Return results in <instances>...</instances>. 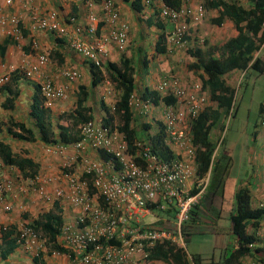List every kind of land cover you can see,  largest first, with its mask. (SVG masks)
Returning <instances> with one entry per match:
<instances>
[{
    "label": "built area",
    "instance_id": "obj_1",
    "mask_svg": "<svg viewBox=\"0 0 264 264\" xmlns=\"http://www.w3.org/2000/svg\"><path fill=\"white\" fill-rule=\"evenodd\" d=\"M89 1L88 6L92 7L95 0ZM144 1L154 6L164 21L174 24L165 40L167 45L185 49L188 43L203 44V38L191 35L190 31L205 16L203 0H185L178 9L169 7L163 0ZM14 2L29 12L31 29L51 32L55 38H65L75 53L94 65H101L108 42L115 43L119 49L126 45L130 27L113 0H99L100 11H90L87 25L77 23L73 15L62 19L57 11L42 12L34 0H3L6 6H12ZM20 21L21 16L17 13L0 15L3 33L16 44L25 37ZM39 46L31 37L29 48L37 50ZM50 50L38 53L33 63L22 59L21 66L27 78L41 79L43 106L48 110L54 108L57 99L70 94L73 83L80 77L79 71L70 68L58 70L57 75L67 80L61 85H55L52 79L43 76L42 69L53 64ZM8 79L9 76L0 75V86ZM180 79L174 74L161 79L155 88L161 95L169 94L175 99L173 104H161V116H156L158 121H155L156 130L163 133L161 142L172 152L171 157L161 158L141 139L128 144L124 132L118 128L117 118L108 126L84 122L79 139L73 143L45 145L46 154L59 155L60 162L43 164L35 180L27 185L37 184L32 191L46 204L59 201L64 223L57 241L58 245L67 246L71 252L49 250L42 233L27 227L32 219L23 222L22 229L15 225L22 240L20 246L30 251L35 248L31 251L33 256L45 249L52 254H61L69 264L143 263L148 260L149 251L160 242L173 244L186 252L183 227L189 221L193 208L200 205L209 180V172L202 177L197 174L198 147L190 124L208 104V97L200 82L184 86ZM129 105L145 118L154 106L135 93L131 95ZM222 136L223 133L217 140L215 151ZM100 149L113 158L103 160L98 154ZM88 150L96 155H88ZM6 167L18 172L17 180L29 181L15 167L0 161V195L14 190L12 180L3 177L2 168ZM51 169L52 177L47 173ZM85 175L91 176L87 178ZM49 182H55L52 191L47 190ZM90 184L93 193L90 192ZM19 188L25 191L24 186ZM2 207L11 210L13 204L6 202ZM165 211L170 215L164 214ZM255 234L258 244L250 243L249 247L260 248V256L250 257L245 264H264V228L263 231L256 230ZM190 261L193 262L191 258ZM42 264L46 261L43 260Z\"/></svg>",
    "mask_w": 264,
    "mask_h": 264
},
{
    "label": "trees",
    "instance_id": "obj_2",
    "mask_svg": "<svg viewBox=\"0 0 264 264\" xmlns=\"http://www.w3.org/2000/svg\"><path fill=\"white\" fill-rule=\"evenodd\" d=\"M136 12H140L143 8L141 0H126ZM185 0H163V2L171 8L178 9ZM204 5L207 10L214 11L215 16L210 18V23L221 25L225 21H231L236 29V34L230 37L223 44L218 45L210 43L209 40L205 41V49H196L187 44V53L192 62L188 64V68L194 71H201L199 76L202 79L203 87L207 88L210 97L216 102L213 108H206L199 112L191 122V132L193 134L194 143L198 149L196 151L197 174L202 177L207 172L212 171L213 159L218 160V165L215 171L223 161L228 158L223 152H214L216 145L212 139V131L219 125V120L222 115H226L230 111L234 98V88L228 85L225 77L233 70H249L253 69L257 73L264 72V61L259 55L260 47L264 43V0H204ZM150 25H155L159 30L164 29V21L158 19L156 12V19L151 17L149 19ZM22 33L26 36L24 29ZM57 45H68L65 38H55ZM13 43H15L12 40ZM134 42V40H133ZM139 42V41H137ZM136 42V43H137ZM151 43V44H150ZM148 43V50H143L141 42L136 46L135 52L130 46L127 38L126 45L123 49H119L113 42L106 44V52L102 55L101 65L97 66L93 63L84 60L83 63L88 64L89 71L92 75L91 88L107 81L112 82L114 100L111 104H106L102 99L100 111L101 116L96 119L90 101L93 91L86 89L85 85L78 86L75 101L72 109L63 112L59 115L57 123L55 124L50 117L49 110L43 106V99L40 92V83H35V97L30 106V115L34 123L28 125L21 121L10 119L8 133L12 137L24 141H40L46 144L66 143L70 144L79 139L80 127L84 122L91 121L92 123L108 126L117 118L118 128L123 131L128 144L132 143L134 139H141L146 141L154 152L161 158H168L172 156V152L168 150L162 140V132L160 130H152V121L145 120V116L135 112L129 105V100L132 94H136L138 89L139 76L138 65L147 66V62L151 59L148 54L157 55L165 54L170 49H175V46L165 44L164 33H160L154 41ZM119 51L115 60L106 59L107 53H111L109 47H115ZM139 46V47H138ZM147 49V48H146ZM177 49V48H176ZM169 54H167L168 56ZM154 58V57H153ZM59 59L55 57L54 62ZM53 62V65H54ZM71 69V68H70ZM19 69L10 74L9 79L16 76V79L25 78V73ZM173 73V72H171ZM170 73V74H171ZM168 75V74H167ZM62 82L59 81V76L56 77L55 85L64 84L67 80L61 77ZM107 78V79H106ZM0 86V91H6L7 97L5 99V106L13 103L17 93H12L8 88L10 80ZM45 80V79H43ZM146 86L138 93L144 100H150L155 104H173V97L169 94L161 95L154 87ZM11 91V92H10ZM70 96L66 98H59L57 101L69 100ZM12 106V105H11ZM264 111V102L260 105V112ZM97 120V121H96ZM99 122V123H98ZM141 127L142 132H140ZM34 128L36 130H34ZM16 129L18 131H16ZM130 146V145H129ZM130 148V147H129ZM98 154L103 160L113 158L110 153L105 150H99ZM0 157L3 162L8 166L15 167L22 175L28 179L27 183L35 180L38 175L40 164L34 161L31 157L25 155L21 156L12 152L9 146L0 142ZM214 172V171H213ZM212 174V173H211ZM210 174V179H211ZM91 175H85L90 178ZM209 184V183H208ZM37 184L30 185L31 191ZM90 192L93 193L94 189L91 184L89 185ZM195 192V191H193ZM234 212L230 215V225L228 229L232 232L235 241L232 244L230 251L225 253L222 257L223 264H245V257L253 255L260 250L257 246L250 248V243L258 244V237L255 231L260 226V221L264 218V205L253 206L251 202V194L247 187H239L234 193ZM198 205L191 211L189 221L184 225L185 240L190 234L194 233L193 221L196 219L198 212ZM164 214L170 215L168 211ZM25 218L27 216H24ZM198 218V217H197ZM64 223L62 216V208L59 201H54L49 205L45 211L41 212L36 218L32 219L27 227L37 233L41 232L45 243L50 250H56L61 253H70L71 250L67 246L58 245L57 237L60 233V228ZM252 226L254 230L248 232V227ZM20 232L15 225H9L1 228V241H0V256L5 258L10 255L20 245ZM48 250V252H49ZM227 251V249H226ZM47 252V253H48ZM228 254V255H227ZM195 264H200L198 257L191 255ZM148 259L162 260L167 264H189L186 259V253L175 245L160 242L149 251ZM45 261L44 253L38 252L32 258L33 264H42ZM263 260V259H262Z\"/></svg>",
    "mask_w": 264,
    "mask_h": 264
},
{
    "label": "crops",
    "instance_id": "obj_3",
    "mask_svg": "<svg viewBox=\"0 0 264 264\" xmlns=\"http://www.w3.org/2000/svg\"><path fill=\"white\" fill-rule=\"evenodd\" d=\"M113 1L116 4L117 8L119 9L122 19L125 20L128 23V25H130L131 32H129V35L127 38L129 40L130 46H132V49H134L136 52L137 47L136 45H133L134 43H136V41H134L133 43V40L135 39V37L137 39V37L141 35L146 36L145 34H143L145 32H148L146 27L150 29L152 28V26H150L149 19L153 17V14H151L153 13V9L150 5H146L145 7L141 9V12H136L135 10L132 9V7L130 6V3L126 0H113ZM34 2L40 11L42 12L57 11L62 16V19L63 18L66 19L68 16L73 15L76 17L77 23L81 25L88 24L87 17L89 16L90 11H93L94 13H98V11L100 10V6L99 4L96 3V1H94V5L92 7H89L88 6L90 2L89 0H34ZM14 13L15 14L17 13L19 16H21L20 26L22 29H24L26 36L23 38V40L19 44L13 43L12 39L9 36L5 35L3 33L2 27H0V75H7L10 77V74L13 71H17L21 69L22 59L29 63H33L38 53H42L44 50H47L48 48H50L51 49L50 58L57 57L59 59L58 61H60L61 63L59 64L58 62H54L55 60L52 59L51 63L54 62V65L52 64L47 67H44L42 69L43 76H46L47 78H50L54 80V82H56L57 72L60 68H71V69L79 71L80 73L79 79L77 80V82L74 83V93L78 92V86L80 85H85L86 89L88 90L92 89L91 88V83H92L91 82L92 81L91 72L89 71L88 64L83 63L84 59L81 58L80 55L75 53L66 44L57 45L55 41V36L53 33L48 32V31L45 32L42 30L31 29L29 12L27 10L22 9L17 2H14L12 6H6L4 5L3 0H0V15H3V14L11 15ZM143 14H146L145 19L141 18ZM215 14L216 13L214 11L212 12L211 10H206L205 18L202 21H200L197 25H193L190 28L191 35L194 36L196 35L195 33L200 31V33L202 35L204 34L207 39L210 38V43H215L218 45L223 44V42L228 40L230 37H233L236 34V29L234 28V25L231 21H225L221 25H215V24L210 23L209 21L210 18L215 16ZM205 24L207 25V27L204 26ZM172 28H173L172 25H167V26H164L163 31L165 30L171 31ZM160 33L161 32L156 33L157 34L156 38L158 37ZM31 37H34L40 45L37 50H31V48H29V42L31 40ZM151 37L152 36L149 35L147 37L148 38L147 40H150ZM164 39H165V34H164ZM260 48L261 49L259 50L260 51L259 55L262 54L261 52L264 49V43L262 44ZM149 49L150 48H147L145 52H147V50L149 51ZM109 50L111 53L109 54L107 53L106 59L108 60L110 59L111 61L115 60V58L118 56V53L120 52L116 51V46L109 47ZM185 53H186V57L189 59L190 58L189 54L187 52ZM167 54H169L168 56H170V58L162 63L161 69H158V76L156 80L163 79V78H170L174 74H180L182 84L185 86H188L189 83L193 79L197 80L201 78L199 76V73L201 71L196 72L194 70L189 69L186 65H184V60L180 61V67H179L178 61L180 57L183 56V52H181V50L173 48V49H170L169 52H166L165 54H160L159 56L164 57V56H167ZM154 57H157V55H154ZM191 62H192V59H191ZM149 65H151V62H147V66ZM164 69L166 70V73ZM236 72L241 74L243 70L231 71L229 75L225 77V81L228 85H230L228 82L230 74L236 73ZM247 72L248 70L245 73L247 74ZM25 78L26 79H23V77H21L20 79L19 78L16 79V76H15V77H12L11 80L9 79L10 81L7 84L8 88L11 89L12 93H17V96L14 98L13 103L5 106V103H6L5 99L7 97V92L4 90L0 91V142L9 146L12 152L16 154H19L21 156L27 155L31 157L34 161L40 164L39 171H41L43 164H51V165L58 164V162H60V156L56 154L47 155L44 149L46 143L40 141L39 139H37L36 141H24L18 138H14L11 136V134L8 133V127H9L8 124H9L10 119H13L15 121H21L31 126H33L32 124L34 123V120L31 118V115H30V106L36 95L34 84L41 82V79H38V80L29 79L26 76ZM59 81L62 82V79L60 77H59ZM140 85L141 84L139 81L138 88L140 87ZM72 91L70 92L69 96H71ZM103 98L104 97H102V99ZM70 104L71 103L69 102V100L57 101L54 108H50L49 110V114L52 120H54L56 114H58L57 112L59 111V109H64L65 106L68 107ZM263 115L261 116L260 124L264 126V116ZM34 130L36 129L34 128ZM16 131L18 130L16 129ZM217 131H215L214 133V135L216 136H217ZM214 135L212 137L213 139L215 137ZM248 152L250 153V151L247 149V153ZM86 153L88 155H93V156L94 154L96 155L95 152H92L90 150H88ZM245 160H246V166L249 167L250 164H252V162L250 161V157L246 156ZM0 161L2 162V164H5L1 157H0ZM49 171L51 172H47V173L53 174L52 169ZM2 174L4 178L12 180L13 185H14L13 186L14 190L12 192H5L4 194L0 195V198H1V202H0V241H1V227L7 223L12 224V221H13L12 219L15 216V214L11 216L8 213L3 212L1 210L2 206L4 205V203L9 202L13 204L14 207L15 206L17 207V202H18V199L20 200V196L16 195L15 192L19 191L22 194L23 191H21L18 184L19 182H25V179L24 180L15 179L14 176L16 174L18 175V172L16 170L10 171L9 168L7 167L2 168ZM246 175H248L247 172H246ZM214 176L215 174H213V177ZM213 177L211 175L212 179ZM212 179L209 178L208 183H210ZM54 185H55V182H52V185L48 186L47 190L52 191L54 188ZM255 187L256 189H253ZM255 187L248 188L251 194V198L254 199L253 206H257L259 204L264 203V181H259L258 185H256ZM27 195L28 196L23 194V196L21 195V198H22V201L25 202L24 204H26L27 206L26 208H29L28 211L31 215L34 216L36 215V213L37 215H39L42 210H46L47 208H49V204H46L45 202H43V200L39 198L38 195L31 196L32 194L30 193L29 194L27 193ZM215 201H218L217 205L219 206L221 212L223 213L225 211L229 219L231 213L234 212L233 211L234 205H235L234 194L231 197V200L229 201L228 205H226L225 207L220 204V201L217 198L215 199ZM148 219H150V217H148ZM200 219L202 218L196 217V219L192 222L193 223L192 232L197 230L198 226L196 225H200L201 223ZM263 221L264 220H261L260 223H262ZM162 223L165 224L164 221ZM252 228H253L252 226H249L248 232H252L253 230ZM224 229L225 228L217 227L215 231L222 232ZM227 231L228 233L233 235L229 229ZM259 231H263V228L261 227V225L259 229L257 230V232ZM234 241H235V238H234ZM234 241L232 237V242L234 243ZM233 243H231V245ZM20 252L22 253L19 254ZM27 253H29V256L31 257L30 252L24 251L22 247L19 245L15 249V251H13L7 257L3 258L0 256V264H22V261L20 258L21 255L23 257H27L26 262H28V264H33L32 257L31 258L28 257ZM192 255H195L196 257H198L200 264H211L210 262H212L213 264L215 262L214 259L213 260L211 259V261H205L204 256H202V254L200 253H195ZM252 256L253 255L245 257V260L248 261L250 257ZM255 256H260L258 254V251L255 254ZM190 258L191 257L186 254V259L188 260V263L194 264L193 262L190 261ZM26 262L24 264H26ZM47 262H50V260H48ZM220 262H222V260H220ZM53 264H69V261L66 258L65 260L58 258L56 262L54 260ZM137 264H167V263L162 260L148 259L146 262H143V263L139 262Z\"/></svg>",
    "mask_w": 264,
    "mask_h": 264
},
{
    "label": "rangeland",
    "instance_id": "obj_4",
    "mask_svg": "<svg viewBox=\"0 0 264 264\" xmlns=\"http://www.w3.org/2000/svg\"><path fill=\"white\" fill-rule=\"evenodd\" d=\"M146 14H143L141 18L145 19ZM154 17V16H153ZM204 26L207 27L205 24ZM148 32H145L147 37L152 36L150 40L144 35L138 36L137 39L135 37L134 41H139L137 43H132L133 45H138L141 42L143 50L148 48V43L153 42L156 37V33H158V29L156 27L147 28ZM197 32V31H196ZM134 33V32H132ZM203 33V32H202ZM197 36H206L198 31ZM146 40V41H145ZM206 40L210 41V38H206ZM151 44V43H150ZM136 45V46H137ZM183 52V56L180 57L178 64L180 67V61L184 60V65H188L191 62V59L186 57L187 52L185 49L181 50ZM261 59L264 61V49L261 52ZM150 58H153L154 55L148 54ZM170 56H157L153 59H149L151 65L143 66L138 65V75L140 81V87L137 89L136 93H140L142 89H144L145 84L148 86H153L159 80H156L158 76V69H161L162 63L168 60ZM55 60V57L52 58ZM165 73L166 70L164 69ZM107 79V78H106ZM77 82V81H76ZM228 82L234 88V98L230 111L227 112L226 115H222L219 120V125H222V131L219 135L222 136V142L218 147L219 153L223 152L228 158L220 162L219 167L215 171L216 166L218 165V160L215 158L212 161V171L209 173L213 177L212 181L207 185L205 195L200 201V205H198V215L202 219L200 225L198 226L196 233H192L185 240L186 242V252L188 255H192L195 253H200L204 256L205 261H211L214 259L213 264H223L220 262L225 253H228L231 248L232 237L234 241V236L228 233V227L230 225V219L226 212H221L219 206L217 205L218 201H215L217 198L220 201V204L224 207L228 205L229 201L233 194L238 190L239 187H247L253 188L258 185L259 181H264V126L260 124L261 116L264 112H260V105L264 102V72L259 74L253 69H249L247 74L241 78L240 73H232L229 76ZM75 83V82H74ZM74 83H73V91L71 93L69 102L71 103L68 107H64V109H59L56 114L54 120H52L55 124L57 123V119L61 113L64 111L67 112L72 109V105L74 103L76 93H74ZM113 86L112 82L107 81L99 84L94 87L92 91L94 92L90 101H87L92 105L94 115L96 119L101 116L102 108L101 101L102 97H104V101L106 104H111V101L114 100L113 95ZM110 87V88H109ZM109 88V89H108ZM162 112V105L160 106H152V111L150 115L145 118V120H151L152 117L158 116L160 118V113ZM264 116V115H263ZM97 121V120H96ZM119 122V121H118ZM99 123V122H98ZM157 125H153L151 131L156 129ZM140 132H142L141 127H139ZM214 140L216 141V135H214ZM247 149L250 153H247ZM249 156L250 164L249 167L246 166L245 157ZM12 171V170H10ZM214 171V172H213ZM51 172V171H49ZM246 172L248 175H246ZM53 174H49L52 177ZM17 179V174L14 176ZM27 182H19L18 186H24L25 191L22 194L19 191H16V195L20 196V200L18 199L17 207L13 206L11 210H4L2 207V211L8 213L9 215L15 216L13 217L12 225H17L18 228H23V222H27L31 219L36 218L38 215H31L29 213V208H26L25 202L22 201L21 195L27 193L32 194L31 196H35L34 192L31 191V188L28 187ZM49 186L52 185L49 182ZM253 189H256L253 188ZM251 202L254 205V199L251 198ZM45 210H42L43 212ZM234 211V210H233ZM40 212V213H41ZM229 212V211H227ZM24 216H27L26 218ZM264 220V218L262 219ZM261 222V221H260ZM11 224L7 223L4 226H9ZM261 227L264 228V221L260 223ZM225 228L222 232H216L215 229ZM43 237V236H42ZM24 251L25 248H22ZM227 249V251H226ZM35 248H32L31 251H34ZM47 249L43 250L44 257L46 260H50L47 264H53L54 260L61 258L65 260V258L61 254H52L50 252H46ZM20 252L19 254H21ZM28 257L29 256V253ZM228 255V254H227ZM22 264H24L27 260V257L20 256ZM31 258V257H30ZM247 259V258H246ZM212 264V262H210ZM28 264V262H26ZM130 264H136L135 261L130 262Z\"/></svg>",
    "mask_w": 264,
    "mask_h": 264
},
{
    "label": "clouds",
    "instance_id": "obj_5",
    "mask_svg": "<svg viewBox=\"0 0 264 264\" xmlns=\"http://www.w3.org/2000/svg\"><path fill=\"white\" fill-rule=\"evenodd\" d=\"M96 1V3L97 4H99V6H100V2H99V0H95ZM142 1V7H145L146 5H148V4H146L145 3V1L144 0H141ZM116 5V4H115ZM203 5H204V0H203ZM151 7H152V9H153V13H151V14H153V18L154 19H156V12H157V14H158V19H161V21L163 22L164 20L160 17V15H159V12H158V10L154 7V6H152V5H150ZM204 8H205V5H204ZM119 10V9H118ZM206 8H205V16H206ZM100 11V10H99ZM141 12V11H140ZM205 16L203 17V19L205 18ZM143 19V18H142ZM202 19V20H203ZM201 20V21H202ZM164 26H167V25H172V26H174V24H172L171 22H169V21H164ZM195 25H197V24H195ZM98 26H100V23L98 24ZM149 26V25H148ZM150 26H152V27H155V25H150ZM129 27H130V25H129ZM172 30V29H171ZM129 32H131V30L129 29ZM159 32H163L164 34H165V39H164V41L166 40V38H167V36H169L168 35V33L170 32V31H163V29L162 30H159L158 29V33ZM128 35H129V33H128ZM197 35L198 34H196V35H194L195 37H197ZM199 37H201V38H203V44H199L198 46H196V45H194L193 43H189V45H190V47H192V48H196V49H205V47H206V45H205V41H206V38L204 37V36H199ZM156 38V37H155ZM165 44H166V42H165ZM167 45V44H166ZM179 50H183V49H179ZM185 50H187V48H185ZM190 59H192V57L190 58ZM191 63V62H190ZM187 67H188V65H187ZM247 71V70H246ZM245 70H243V72L240 74L241 75V78H243L245 75H246V72ZM176 75H179L180 76V74H176ZM181 77V76H180ZM181 80V79H180ZM158 82H160V81H158ZM158 82L156 83V84H153V86L152 87H154V88H156V85L158 84ZM191 82H200L201 83V86H202V89H203V91L205 92V94H206V96L208 97V104L204 107V109H206V108H208V107H210V108H213V107H215L217 104H216V102L210 97V93H209V90L207 89V88H204L203 87V83H202V79L201 78H199V79H197V80H195V79H193ZM190 82V83H191ZM189 83V84H190ZM185 86V85H184ZM189 86V85H188ZM151 87V86H150ZM233 87V86H232ZM137 95H138V93H136ZM173 100H174V102H175V99L173 98ZM150 101V100H149ZM151 103H153L152 101H150ZM162 103H158V104H155V103H153V105L154 106H160ZM203 109V110H204ZM148 121H152L153 123H154V125H155V121L157 122L158 121V118H156V116H154V117H152V119L151 120H148ZM193 121V120H192ZM191 121V122H192ZM218 130V131H217ZM215 131H217V136H216V141L214 140V142H215V145H216V147H217V140H218V138H219V135H220V133H221V131H222V128L221 127H216L215 129H213V131H212V137H213V135H214V133H215ZM222 142V141H221ZM221 144V143H220ZM219 147V146H218ZM216 149V148H215ZM217 150H218V148H217ZM217 150L215 151L214 150V152L215 153H217ZM210 173V172H209ZM208 182H209V180H208ZM262 204H264V203H262ZM260 205V204H259ZM261 206V205H260ZM263 206V205H262ZM3 227V226H2ZM1 227V228H2ZM4 227H7V226H4ZM3 227V228H4ZM260 227V226H259ZM253 229V228H252ZM259 228H257L256 230H258ZM254 230V229H253ZM256 232V231H255ZM22 247V246H21ZM23 248V247H22ZM26 250V249H25ZM27 252H30V254H31V257L33 258L34 256L32 255V252L30 251V250H26ZM183 251V250H182ZM185 252V251H184ZM186 254H187V252H185ZM188 255V254H187ZM190 257H191V255H189ZM191 260H192V257H191ZM45 261H46V264L48 263L47 262V260H46V257H45ZM193 261V260H192ZM194 263V262H193ZM195 264V263H194Z\"/></svg>",
    "mask_w": 264,
    "mask_h": 264
}]
</instances>
